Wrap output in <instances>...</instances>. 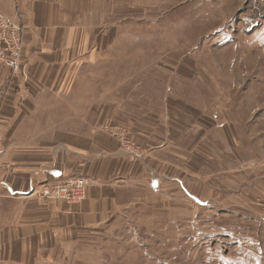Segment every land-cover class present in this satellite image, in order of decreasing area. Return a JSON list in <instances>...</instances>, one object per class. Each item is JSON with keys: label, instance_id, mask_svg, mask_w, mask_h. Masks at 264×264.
Returning a JSON list of instances; mask_svg holds the SVG:
<instances>
[{"label": "rangeland", "instance_id": "1", "mask_svg": "<svg viewBox=\"0 0 264 264\" xmlns=\"http://www.w3.org/2000/svg\"><path fill=\"white\" fill-rule=\"evenodd\" d=\"M35 1L62 10L77 59L50 117L154 157L196 199V213L122 218L75 264H264V0ZM7 20L21 65L32 24Z\"/></svg>", "mask_w": 264, "mask_h": 264}, {"label": "crops", "instance_id": "2", "mask_svg": "<svg viewBox=\"0 0 264 264\" xmlns=\"http://www.w3.org/2000/svg\"><path fill=\"white\" fill-rule=\"evenodd\" d=\"M17 4L0 0V17L19 13L24 25L32 24L19 73L0 62V264H75L122 218L196 213L194 192H181L185 180L171 170L163 174L154 157L123 154L101 128L50 117L45 99L60 98L74 81L70 27L56 4ZM70 176L90 182L80 204L33 193L40 183Z\"/></svg>", "mask_w": 264, "mask_h": 264}, {"label": "built area", "instance_id": "3", "mask_svg": "<svg viewBox=\"0 0 264 264\" xmlns=\"http://www.w3.org/2000/svg\"><path fill=\"white\" fill-rule=\"evenodd\" d=\"M0 24V43H3L0 54L1 63L13 74H18L21 66V45L11 44L8 40L9 28L13 26L12 21L7 20L4 24L3 22ZM85 181L87 178L83 176H70L62 181L44 182L33 193L47 200L62 199L70 203L81 202L86 195Z\"/></svg>", "mask_w": 264, "mask_h": 264}]
</instances>
